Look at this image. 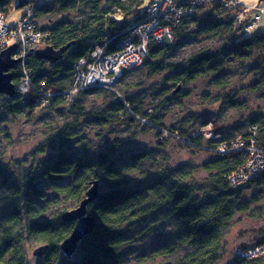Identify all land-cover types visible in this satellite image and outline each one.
Here are the masks:
<instances>
[{
  "label": "clouds",
  "instance_id": "1",
  "mask_svg": "<svg viewBox=\"0 0 264 264\" xmlns=\"http://www.w3.org/2000/svg\"><path fill=\"white\" fill-rule=\"evenodd\" d=\"M18 2L10 0L7 15L0 11V54L7 53L0 55V63L16 62L14 70L22 73L12 93H0V253L10 250L7 264H47L53 250L61 253L60 264H184L209 237L212 260L207 264H264V192L249 188L254 181L264 185V126L254 123L264 121V99H257L264 86L232 99L253 80L251 69L264 72V51L253 47L250 63L231 61L225 87L202 77L184 81L179 92L164 99L166 78L195 71L193 58L201 51L211 49L205 58L217 64L264 42V0H120L113 12L107 7L112 0H77L74 7L72 0H28L17 10ZM100 9L101 17L108 12L121 21L116 31L107 18L94 30L85 28ZM221 24L225 27L207 43L193 41L199 32ZM62 26L67 30L58 32ZM72 39L79 42L69 43ZM160 48L167 51L153 64L152 54ZM58 67L68 75L61 73L65 82L53 87ZM173 67L176 73L169 71ZM188 92L192 97L184 99ZM244 97V108L232 107L244 104ZM165 106L168 118L157 125L153 116ZM30 108L35 109L31 116ZM120 108L104 126L103 117ZM18 111L20 116L14 114ZM81 112L88 119L73 118ZM190 120L195 123L187 128L189 139L181 133ZM246 133L251 134L247 142ZM217 159H224V166L209 168ZM64 164L76 165L75 176L44 179ZM93 167L99 182L85 175ZM110 174L118 181L107 179ZM81 177L78 199L61 200L33 222L31 217L46 207L41 201L52 185H75ZM225 185L231 192H224ZM175 189L180 191L170 200ZM17 190L19 199L13 195ZM149 190L154 191L149 195ZM241 193L237 204L233 197ZM130 195L137 197V222L108 232L95 209L123 203ZM182 198L190 203L176 213ZM71 209L79 211L62 215ZM150 209L155 211L140 215ZM19 212L25 215L17 221ZM84 217L112 237L102 248L89 246ZM77 220L76 236L60 249L43 248L33 234L50 231L59 240ZM193 234L199 239L193 241ZM121 241L127 243L119 246ZM114 243L115 250L109 247Z\"/></svg>",
  "mask_w": 264,
  "mask_h": 264
},
{
  "label": "trees",
  "instance_id": "2",
  "mask_svg": "<svg viewBox=\"0 0 264 264\" xmlns=\"http://www.w3.org/2000/svg\"><path fill=\"white\" fill-rule=\"evenodd\" d=\"M89 2H91V0H89ZM28 3V0H19L18 4L16 5L17 10H19L20 8L24 7L26 4ZM77 3V0H72V6L74 7L75 4ZM10 0H0V11H4L5 14H8V9L10 7ZM85 7H87V5H85ZM95 5H93V8L95 9ZM109 8L110 12L115 11L116 8L121 7L120 6V0H112L111 4L107 6ZM121 10H123L121 8ZM103 10H97L94 12V16L92 17V20L94 21L93 23H86L85 24V28H91V29H95L96 27L104 24L105 19L107 18L109 21L113 22L110 24L111 30L116 31V25L119 24L121 21H119L117 19L116 16L112 15L110 16L108 12H104L103 16L101 17L100 13ZM199 14V13H197ZM99 17V18H98ZM221 19H223V17H221ZM222 26H225L223 24L219 25L218 28L216 29H210L208 31H203V32H199L198 34H213L214 32L220 31L222 30ZM67 30L66 28H64V26H62L60 29H58L57 31H65ZM69 43H78L79 41L72 39L70 41H68ZM154 47H159L158 45L154 46ZM256 47L262 51H264V42H260L258 45H254V46H249L248 48H245L244 51L247 53V55H240L238 53H232L230 56L227 57V60L230 59L232 60H239V61H248L253 57V52H252V48ZM167 50L164 48H160L159 51H154L151 57L152 63L155 64L157 63V57L163 55ZM208 53H199L198 57H194L193 60L194 62H196L197 67L195 71H180L179 73H176L175 75L172 76V81L173 84H176L177 86L175 87V89L173 90L172 94H176L177 92L180 91V89L184 86V81H196L197 79H200L202 77H205L209 74H216L222 67L221 63H217L214 64V62L210 59H206L205 57H207ZM226 58V57H225ZM232 58V59H231ZM54 72L56 73L53 77L52 80L54 81L53 87H55L57 84H63L65 81L62 80L60 78V74L63 73L65 76L68 75V73L65 71V69L63 67H58L54 70ZM12 73V83L14 85V88L16 87V82L20 79H22V73H18L15 70L11 71ZM34 81L36 83H39V79L38 76L34 74ZM62 99V98H60ZM16 106V102L13 103V107ZM54 107H58L59 106V100L57 101L56 104H54ZM29 114H33L35 112L34 108H30V109H26ZM124 109L120 108L118 109V113L122 112ZM17 116H20L21 113L18 111L16 113H14ZM80 115H83V113L81 112ZM145 115H147V113H145ZM80 118H84L83 116H80ZM153 119L156 121L155 117L153 116ZM129 123L131 124H135L134 120H130ZM254 123L256 124H261L262 126H264V121H255ZM159 124V123H158ZM182 135L186 136L187 138H191V134L189 132H185L183 131L181 133ZM250 133H246L245 134V141H248V137L250 136ZM234 160L237 161V163H239L240 158L239 157H234ZM225 164V160L224 159H217L216 162L214 164H209L208 167L209 168H219V167H223ZM95 167L88 169L85 173L86 176L92 178L93 180H95L96 182H99V178L92 176V173L95 171ZM77 171V167L76 165H68V164H64L61 170H49L46 175L44 176V179H53V180H67L69 179L71 176H75ZM107 179H109L112 182H117L118 178L116 177L115 174H110L107 176ZM81 182L77 183L75 185H68L67 187H63V186H58V185H54V191L56 192V196L57 197H62L65 199H70L75 200L79 198L80 195V191L82 189L83 186V181H84V177L80 178ZM250 186H258L260 187H264V185H258L256 184V182L254 181L253 184L249 185ZM224 192H231V189L228 188L226 185L224 187ZM154 190H149V195L152 194ZM179 189H175L173 190L172 196L170 197L171 199H174L176 197V193L179 192ZM16 193H18L21 196V191L20 193L18 191H16ZM213 196L219 195L218 192H213L212 193ZM243 193L240 194L239 197H233L237 200V204L240 202V200H242L243 197ZM137 197L134 196H129L127 200H125L123 203H113L111 204L110 207L107 206H103V207H97L95 209V216L99 218V224L103 225L104 229H107L108 232H120L123 230V227H127V225L129 223H135L137 222V211L139 208V205L136 203ZM187 203H190V201H188L186 198H182L180 200H178L177 204H176V213H179V210L183 207L186 206ZM32 204V202H29V207H31L30 205ZM246 208L240 209L237 208L236 211L242 212L243 210H245ZM91 211V209L89 210ZM153 211H155V209H150L148 211V213H141V216H145V215H149L151 214ZM221 213H224V208L220 209ZM20 212L14 217L15 220H19L20 219ZM37 216V215H36ZM36 216L31 217V219L33 220V222L36 221ZM225 218L227 219V215L225 214ZM9 223H11V221H9ZM67 224V223H66ZM74 223L69 224V226L66 228L64 234L59 238V240H57L56 236L54 233L48 231V232H40V233H36L33 232L34 235H37L38 237V241H40L41 243H44V245H47L48 248L47 249H59V245L71 234L73 228H74ZM36 228H44V225L41 224H36L35 225ZM108 232H104L102 231L99 226L96 224V228L95 231L90 235V239L88 241V244L90 247H94V248H102L104 241L106 239H112V237H110L108 235ZM191 239L193 241L199 239L195 234L192 235ZM212 237H209L207 240H204L201 242V246H200V250L198 255L195 258H185L184 264H193V260H198L199 264H207L208 261L212 260V256L209 255V253L212 252ZM124 243H127L126 241H121L119 246H122ZM110 248H112L113 250L116 249V247H118L117 244H112L109 245ZM10 255V250H5L3 253H0V264H7V258ZM60 255L61 253L59 251H51L48 253V261L47 264H58L60 262Z\"/></svg>",
  "mask_w": 264,
  "mask_h": 264
},
{
  "label": "rangeland",
  "instance_id": "3",
  "mask_svg": "<svg viewBox=\"0 0 264 264\" xmlns=\"http://www.w3.org/2000/svg\"><path fill=\"white\" fill-rule=\"evenodd\" d=\"M225 26H222V29L224 28ZM212 37V34H205V35H202V34H197L195 35L192 39L193 41H203L205 43H207V41ZM211 51V49H205L203 51H201V53H209ZM228 57V56H227ZM227 57L224 59V62L221 63L222 67L221 69L216 73V74H209L205 77H211L212 80L215 81V87H219V88H222V87H225L226 84H227V78L226 76L224 75L225 72H230L231 71V68L227 67V65H229L231 63V60L228 59L227 60ZM232 59V58H231ZM233 61V60H232ZM241 63H250V62H253V57L244 62V61H240ZM169 71L171 73H175L176 72V69L175 67L173 68H170ZM250 74H254L253 75V80L249 81V85L248 86H241V91L240 93H238L236 96H234L232 99L233 101H238L240 100L242 97H243V94L245 92H257V90L261 87V86H264V79H261V77H264V72L260 71L259 69L257 68H253L251 69V72ZM172 79V78H171ZM171 79H167L166 78V91L164 93V99H166L167 97L171 96V95H174L172 94L173 90L175 89V87L177 86L176 84H173V81ZM258 81V82H257ZM140 91H142L143 89L142 88H139ZM192 93L191 92H188L187 96L184 97V99H190L192 97ZM211 96V92H208V95L207 96H203L202 98L204 99L205 102L208 101V99L210 98ZM157 100H160L161 98L160 97H156ZM257 99H264V95H258L257 96ZM244 100H245V103L244 104H239V103H233L232 104V107L233 108H244L247 104V97H244ZM57 111L58 113L61 111V108H58L57 107ZM169 111L170 110H167L166 106L165 108L163 109H158L155 114H154V117L156 119V123L157 125H163L164 121L168 118V115H169ZM83 113V112H82ZM30 116L32 114H29ZM115 115H119L118 113V109L116 110H110L107 115L105 117H103V119L105 120V125L104 126H107V124H110L112 123V120L110 119V117L112 116H115ZM80 116H83L84 118H80ZM59 118V117H58ZM74 119H79V120H85V119H88V117L86 116L85 113H83V115H79V117H73ZM158 118V119H157ZM27 120V118H25ZM183 119V118H182ZM255 122V121H254ZM159 123V124H158ZM195 123V120H190V121H187L186 124L184 125V131L185 132H188L187 131V128L188 126H190L191 124H194ZM129 126L132 127L134 126L133 124L129 123ZM173 131L175 132L176 131V127L175 125H171ZM237 131H241L240 129H238ZM6 136H10V133H5ZM159 143V141H158ZM159 150H163V146L160 147ZM38 155H43V154H40L38 153ZM250 190H254V186H250L249 187ZM255 189H258L259 191L261 192H264V187H258V186H255ZM19 193H20V190H17ZM14 198H17L19 199L20 198V195L18 193H14ZM47 195H53L55 197L56 196V192L54 191V185L51 186V189L48 193L45 194V197L44 199L41 201L42 203H44L46 205L45 208L41 209V212L40 214H38L36 216V220H40L43 216L44 213H46L47 209L48 208H51L53 205H58L61 200H68V201H71L70 199H65V198H60V197H57L56 200H47ZM244 198V195L242 197V199ZM31 207H35V204L32 203L30 205ZM22 207V206H21ZM72 210V209H71ZM70 211V210H68ZM68 211H65L62 213V215ZM247 209L243 210V212H246ZM20 215H25V213L23 212H20ZM27 215L31 216L30 213H28ZM37 243H41L40 241L37 240ZM42 245H44V243H41ZM146 262L150 261L151 258L149 257H145L144 258ZM60 264V262L58 263Z\"/></svg>",
  "mask_w": 264,
  "mask_h": 264
},
{
  "label": "water",
  "instance_id": "4",
  "mask_svg": "<svg viewBox=\"0 0 264 264\" xmlns=\"http://www.w3.org/2000/svg\"><path fill=\"white\" fill-rule=\"evenodd\" d=\"M8 51H11V49H9ZM0 55H7V53L4 54H0ZM40 54H38L39 56ZM15 63L13 62L11 64L7 63V62H2L0 63V93L2 92H7V93H12L13 89H14V85L12 83V73L11 71L15 69ZM79 211V209H72L66 213H64L63 215L66 217H71L75 212ZM85 220V231L86 233L92 234L95 231L96 228V223H94L93 221H90L88 219V217H84L83 218ZM65 223H68V221L66 220ZM74 228L71 232V234L59 245V249L63 248L65 244H67L69 241L73 240V237L76 236V228L79 226L80 221L77 220L75 222H73ZM43 248H48L47 245H42ZM39 251V249H37Z\"/></svg>",
  "mask_w": 264,
  "mask_h": 264
}]
</instances>
